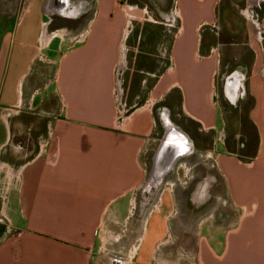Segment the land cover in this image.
<instances>
[{
    "label": "crops",
    "instance_id": "obj_1",
    "mask_svg": "<svg viewBox=\"0 0 264 264\" xmlns=\"http://www.w3.org/2000/svg\"><path fill=\"white\" fill-rule=\"evenodd\" d=\"M222 1L24 3L0 43V264L120 240L119 264H264V43Z\"/></svg>",
    "mask_w": 264,
    "mask_h": 264
},
{
    "label": "rangeland",
    "instance_id": "obj_2",
    "mask_svg": "<svg viewBox=\"0 0 264 264\" xmlns=\"http://www.w3.org/2000/svg\"><path fill=\"white\" fill-rule=\"evenodd\" d=\"M251 1L252 0H250V1L244 0L242 2H238V0H225V2L229 3V4H230V2H233V4L238 2V9L234 8L235 6L232 8L239 10V12H240V10H242L245 13V15H243V14L241 15L240 13H238V14L235 13V14H237L238 18L241 17L242 18V21H241L242 24L247 23L249 28H250V25H249L250 19L253 21H256L258 26L261 27L260 28V35H261V29H262V26L264 24V13L262 15L261 12L259 11L258 7L260 4H263L264 1L263 0H257L254 3V5H252L251 10L245 11L246 3L248 4V2H251ZM24 3L26 6L27 0H0V43H1L2 39L8 35L13 24L17 20L18 16L21 14V10H22ZM233 12H234V10H233ZM230 14H232V13H230ZM229 16H232V15H229ZM233 17H235V16H233ZM241 18H240V20H241ZM25 19H26L25 20L26 25H27V23L30 24L29 21H33L31 16L30 17L26 16ZM53 47H54V44L51 45V47H50L51 49H49L48 51L45 50V52L46 53L49 52L50 54L52 53L54 55ZM38 63H39V60H37V59L35 60V62H33V64H32L33 69H36V66ZM53 69H54L53 63L49 62L45 65V67L43 65L42 71L39 74L40 80L45 79L48 81L49 78L52 76ZM44 76H47V77H44ZM32 79H33V76L32 77L28 76L26 78L25 82L28 83ZM232 127H233V125H232ZM193 159L197 160L196 157H194ZM208 162L209 161H206L205 165L201 163L198 166H194V167H196L197 170H202L203 168L207 169L208 168ZM208 171L210 172V170H207V173H209ZM211 175H214V174L211 173ZM215 177H216L215 179L217 180L218 178L216 175H215ZM206 181H209V179L207 177H206ZM209 183H208L206 191L209 190L208 193L210 192L211 196L215 197V195L220 192V188L218 187L219 184H216L217 185L216 187L213 186L212 188H209ZM208 193H207V195H208ZM123 244L124 243H122L120 240L119 243H116L114 245L110 244V245L106 246L105 248H102L101 249L102 254L100 253L98 258H96V263L97 264H119V261H117L119 258L116 256H120V255L124 256L125 255L126 249H124L122 247ZM112 256H113V258L114 257H116V258H114L113 260L111 259L112 260L111 261L110 257L112 258ZM127 258H128V261H130L129 260L130 257H127ZM189 261H190L189 264H198L196 262V259H190Z\"/></svg>",
    "mask_w": 264,
    "mask_h": 264
},
{
    "label": "flooded vegetation",
    "instance_id": "obj_3",
    "mask_svg": "<svg viewBox=\"0 0 264 264\" xmlns=\"http://www.w3.org/2000/svg\"><path fill=\"white\" fill-rule=\"evenodd\" d=\"M264 1V0H263ZM247 4V3H246ZM259 11L261 12V14L263 15V13H264V3L263 4H260L259 5ZM261 28V27H260ZM261 36H262V41L264 42V24H263V26H262V29H261ZM230 81V80H229ZM166 142V141H165ZM165 142L163 143V146H162V148L160 149V152H159V154H158V158L161 156V153H162V149L164 148V146H165ZM165 154V153H164ZM161 158H163V157H161ZM158 167V166H157ZM158 170H160V169H158ZM161 171V170H160ZM209 172V171H208ZM155 174H156V176H158V173L155 171ZM204 176L200 179V180H197V179H193L192 180V182L193 181H199V182H202V180H206V177L209 179V181L210 180H213V179H215L216 177H215V174L214 173H212V174H214V175H211V171L209 172V173H207V171H205L204 173ZM200 177H201V175H200ZM198 183V182H197ZM199 184V183H198ZM200 184H202V183H200Z\"/></svg>",
    "mask_w": 264,
    "mask_h": 264
},
{
    "label": "bare ground",
    "instance_id": "obj_4",
    "mask_svg": "<svg viewBox=\"0 0 264 264\" xmlns=\"http://www.w3.org/2000/svg\"><path fill=\"white\" fill-rule=\"evenodd\" d=\"M230 98H233L232 96H229ZM167 119V118H166ZM170 126V125H169ZM171 127V126H170ZM167 129H169V128H167ZM173 133V132H172ZM175 134V133H174ZM174 134H172L173 136H175V137H178L179 135H177V133H176V135H174ZM171 136V135H170ZM182 139V138H181ZM167 143H170V141L169 140H167L166 142H165V146H164V148L162 149V153H161V156L158 158V164H157V168L158 169H160V170H158L157 169V173H158V175L159 174H161L162 172H163V170H164V168L163 167H165V165H166V160H165V156L167 155ZM165 153V154H164ZM161 157H163V158H161ZM154 175V174H153ZM152 175V176H153ZM152 176L150 177V178H152ZM154 177H156V174L154 175Z\"/></svg>",
    "mask_w": 264,
    "mask_h": 264
},
{
    "label": "built area",
    "instance_id": "obj_5",
    "mask_svg": "<svg viewBox=\"0 0 264 264\" xmlns=\"http://www.w3.org/2000/svg\"><path fill=\"white\" fill-rule=\"evenodd\" d=\"M253 21V20H251ZM253 22H256V21H253ZM257 25V24H256ZM260 29V27H259ZM260 35V34H259ZM261 36V35H260ZM126 113H127V109L125 110V108H123L121 105L119 106V109H118V114H117V117H118V120H121L123 121L124 120V117L126 116Z\"/></svg>",
    "mask_w": 264,
    "mask_h": 264
},
{
    "label": "water",
    "instance_id": "obj_6",
    "mask_svg": "<svg viewBox=\"0 0 264 264\" xmlns=\"http://www.w3.org/2000/svg\"><path fill=\"white\" fill-rule=\"evenodd\" d=\"M173 163V160H170L165 166H170Z\"/></svg>",
    "mask_w": 264,
    "mask_h": 264
}]
</instances>
